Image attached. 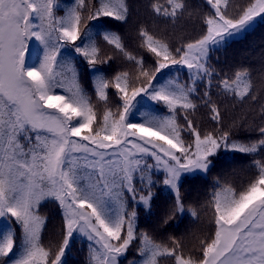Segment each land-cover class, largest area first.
Masks as SVG:
<instances>
[{"label": "snow or ice", "instance_id": "obj_1", "mask_svg": "<svg viewBox=\"0 0 264 264\" xmlns=\"http://www.w3.org/2000/svg\"><path fill=\"white\" fill-rule=\"evenodd\" d=\"M204 4L209 11L201 13L194 0H152L151 12L161 22L175 29L198 18L201 31L197 38L173 45L139 25L140 47L154 57L151 67L127 49L121 36L105 33L103 40L134 68L111 79L98 76L94 103L76 67L59 57L71 45L91 70L111 61L91 39L89 22L101 17L127 22L128 0H73L64 15H57L60 0H0V222L8 223V230L0 232V264H66L77 234L91 242L89 264H121L136 241L142 264H264V157L253 160L256 171L246 184L225 183L213 193L214 229L191 249L174 236L163 242L137 232V212L128 210L129 199L151 208L154 182L147 172L162 168L163 184L175 192L172 209L162 219L169 225L185 211L182 174L207 172L222 149L244 156L264 151V65L258 73L240 65L221 75L209 62L214 48L258 18L264 20V0ZM33 39L42 45L38 65L26 62ZM170 66L185 67L190 83L170 80L157 87V74ZM214 77H219L215 84ZM200 82H205L201 103L217 125L203 133L191 118L198 109L194 96ZM214 87L234 105L249 106L229 128L223 127L225 114L212 99ZM109 88L119 97L115 107ZM138 97L163 104L169 115L133 122ZM181 114L183 123L177 119ZM232 128L257 138L237 142ZM149 158L155 163H148ZM48 203L56 206L61 223L59 239L54 233L45 244L49 217L42 209Z\"/></svg>", "mask_w": 264, "mask_h": 264}, {"label": "trees", "instance_id": "obj_2", "mask_svg": "<svg viewBox=\"0 0 264 264\" xmlns=\"http://www.w3.org/2000/svg\"><path fill=\"white\" fill-rule=\"evenodd\" d=\"M151 2L152 0H128L130 17L125 23L105 17H101L98 21L89 22L91 39L98 44L104 55L113 57L107 64H98L96 66L98 70L89 69L83 57L75 53L71 45L64 47L65 52L71 53V64L76 67L79 81L94 103H96L95 87L98 76L111 79L120 71L131 72L134 68L132 62L127 61L113 45H109L103 40L105 33H114L121 36L127 49L137 56H143L146 66L149 67L152 66L154 57L140 47L141 41L137 34L139 25L148 27L155 35L165 38L173 45H178L183 40L194 39L199 36L201 23L198 18L188 20L187 23H182L174 29L171 25L161 22L162 18H157L152 14L149 7ZM194 2L199 6L197 9L199 12L209 11V6L204 4V0H194ZM60 3L61 8L57 15H64L66 9L72 6L73 0H60ZM232 3L233 5H245L247 0H232ZM231 11L235 14L236 9L233 7ZM84 42L87 43L88 41ZM76 43L80 44L81 41ZM209 62L221 75L231 74L232 70L240 65L251 66L258 73L261 66L264 65V20H259L244 31L241 36L228 40L225 45L214 48L210 53ZM163 76H168L182 84L190 83L188 70L182 66H170L169 69L162 70V74H157V80L154 82H157ZM218 78H213V84L216 83ZM257 79H259V75H257ZM204 84L205 82H200L197 85L199 91L194 96V100L198 104V109L191 116L202 133L217 127L216 123L210 119L208 109L203 106L200 100L204 91ZM108 93L111 106L115 107L119 103L116 90L109 88ZM212 99L221 106V111L225 114L224 128L231 127L234 118L240 117L249 111L247 104L243 106L240 104L234 105L231 98L219 95L215 87L212 89ZM154 107L159 110L162 109L164 114H169L167 108L161 103H156ZM97 108L102 111V103L97 104ZM177 119L178 122L183 123L182 114ZM249 122L251 123V120ZM256 123H259V121L257 120ZM232 131V139L237 142H247L257 138L256 134L246 132L243 129L232 128ZM183 135L186 140H191L188 133ZM262 157H264V151L244 156L222 149L215 157H212L214 166L207 172L182 175L180 195L185 204V211L177 213L169 222V225H163L162 219L171 211L175 195L163 184L164 174L149 170L147 175H150L154 182V187H152L154 198L151 208L136 204L131 199L128 201V210L134 209L137 212V232H146L154 239L163 242H168V238L174 236L185 244L186 250L191 249L197 243L198 238L209 235L214 229L212 223L213 208L210 203L213 193L225 183L235 187L246 184L256 171L253 160ZM137 186L143 187V184L138 183ZM193 210L197 213L195 217L191 215ZM42 213L49 217L43 236L44 242L47 244L53 239L54 233L56 239H59L61 219L53 203H48L42 209ZM6 224L8 230V223L6 222ZM90 244L91 242L77 234L66 252L64 258L66 264H89ZM138 247L139 242H134L125 255L120 258L121 264H142L143 257L140 256ZM165 264H168V261H165Z\"/></svg>", "mask_w": 264, "mask_h": 264}, {"label": "rangeland", "instance_id": "obj_3", "mask_svg": "<svg viewBox=\"0 0 264 264\" xmlns=\"http://www.w3.org/2000/svg\"><path fill=\"white\" fill-rule=\"evenodd\" d=\"M259 20L260 19L258 18L255 23H257ZM255 23H253L252 25H254ZM242 34L243 33L237 35L236 37H239ZM42 56H43L42 45H40L38 41H35L33 39L32 41H30V44H29V52L26 54V62L29 65H38L39 61L42 59ZM59 59L63 62L64 65L71 64V53H69L68 51L65 52L64 48H63L61 51V56L59 57ZM170 80H172V79L169 78L168 76L167 77L163 76L157 82H154V84L157 87H159L160 85L165 84ZM133 103L136 105L135 108L133 109V114L130 117V119L133 122H141L146 116L162 117V116L169 115V114H164L162 109L161 110L156 109L154 107V105L157 102L151 101L149 97H144L142 99L140 97H138L137 101H133ZM148 163L154 164L155 161L152 160L151 158H149ZM150 170L155 171V172H160V173L164 174V177H165V172L162 168H153ZM195 173H205V172L202 170H196L193 173H185V174H195ZM182 175H184V174H182ZM168 189L171 193H173V195H175L174 191H172L169 187H168ZM134 202L136 204H138L136 201H134ZM139 205H142V204H139ZM6 231H7L6 222H4V223L0 222V232H6Z\"/></svg>", "mask_w": 264, "mask_h": 264}]
</instances>
